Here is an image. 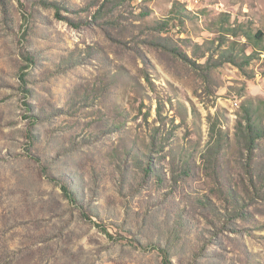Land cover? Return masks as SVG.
Returning a JSON list of instances; mask_svg holds the SVG:
<instances>
[{
    "label": "rangeland",
    "instance_id": "374dc122",
    "mask_svg": "<svg viewBox=\"0 0 264 264\" xmlns=\"http://www.w3.org/2000/svg\"><path fill=\"white\" fill-rule=\"evenodd\" d=\"M0 264H264V0H0Z\"/></svg>",
    "mask_w": 264,
    "mask_h": 264
},
{
    "label": "trees",
    "instance_id": "16d2710c",
    "mask_svg": "<svg viewBox=\"0 0 264 264\" xmlns=\"http://www.w3.org/2000/svg\"><path fill=\"white\" fill-rule=\"evenodd\" d=\"M261 32H256L254 35H250V33L247 31L244 33V37L247 40H250L251 37L252 39L254 38L257 42H259L261 40ZM225 53V51L221 52V56H223ZM249 58V57H248ZM232 60V59H229ZM233 61V60H232ZM246 140L248 141V143L250 144L249 147H251L253 145V143L255 142V140L259 137L262 136V131H263V127H262V123H260V118L259 117H254L250 112L246 114ZM64 192L67 194V196H69V190L68 188H66V186H62ZM73 200V199H72Z\"/></svg>",
    "mask_w": 264,
    "mask_h": 264
}]
</instances>
